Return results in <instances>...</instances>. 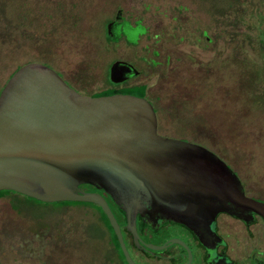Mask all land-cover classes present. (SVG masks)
Instances as JSON below:
<instances>
[{
	"label": "rangeland",
	"instance_id": "rangeland-1",
	"mask_svg": "<svg viewBox=\"0 0 264 264\" xmlns=\"http://www.w3.org/2000/svg\"><path fill=\"white\" fill-rule=\"evenodd\" d=\"M237 2L228 6L231 0H0V87L17 66L40 62L90 95L110 85L112 61L126 60L140 73L133 77L132 66L119 62L117 70L127 80L121 86L147 85L145 98L156 108L159 134L195 141L242 177L252 174L264 184V58L259 44H264V0ZM118 10L124 20L139 22L146 30L115 26L118 39L107 40L105 26ZM240 14L245 51L239 57L245 61L231 72L222 70L217 60L210 68L209 47L214 43L216 57L222 46L232 44L225 40L234 31L229 26L232 18ZM225 26L231 30L223 37ZM206 36L216 40L208 44ZM10 199L0 196L1 248L3 243L13 244L24 217L47 218L59 209L52 203H29L17 207V214ZM84 205L100 212L94 204ZM71 208L79 220L89 223L83 208ZM88 223L87 231L78 223V235H93ZM123 239L132 253L128 236ZM13 255L9 251L1 259Z\"/></svg>",
	"mask_w": 264,
	"mask_h": 264
},
{
	"label": "water",
	"instance_id": "water-1",
	"mask_svg": "<svg viewBox=\"0 0 264 264\" xmlns=\"http://www.w3.org/2000/svg\"><path fill=\"white\" fill-rule=\"evenodd\" d=\"M109 76L123 80L116 61ZM212 158L199 144L160 135L145 97L82 94L44 63L21 65L0 91V190L99 205L128 264L135 263L105 199L78 186L95 185L126 212L144 200L176 218L183 202L206 195L264 217V203L245 196Z\"/></svg>",
	"mask_w": 264,
	"mask_h": 264
},
{
	"label": "flooded vegetation",
	"instance_id": "flooded-vegetation-1",
	"mask_svg": "<svg viewBox=\"0 0 264 264\" xmlns=\"http://www.w3.org/2000/svg\"><path fill=\"white\" fill-rule=\"evenodd\" d=\"M237 1L231 0L228 6L235 5ZM119 13L120 10L117 11L113 19L107 22L106 30L113 32V27L122 25L127 27L142 26L139 22L131 23L124 20ZM232 19L233 21L230 22L229 26L234 31L231 33L229 40H225L228 44H232L229 47L227 45L222 46L221 48H224V50H220L216 57L214 56V43V46L209 47V49L211 48V50H208L210 68L217 60L222 70L229 69L231 72L234 68L239 70L241 63L245 61V57H239L242 50L245 51V46L241 44L245 36L243 37L244 34L240 33L242 30V24H240L242 16L241 14L237 16V23L235 18ZM142 27L145 31L146 28ZM230 30L231 28H227L226 31L222 30L224 33L220 36L226 37ZM261 30L264 31V29ZM202 32L206 31L202 30ZM113 36L115 35L113 34ZM206 39L209 44L214 42L216 37L206 36ZM238 42L239 45H235ZM259 44L261 45V57L264 58V44L261 42ZM115 61L117 66L119 62H127L131 65L135 73L133 77L140 73L132 63L126 60L116 59L112 63ZM111 64L108 67L107 75H109ZM126 81H108L110 84L108 87L112 88V92L109 94L126 93L141 96L125 91V87L130 85H121ZM143 85H145V95H147V85ZM95 93H91L90 96ZM145 95L142 97H145ZM154 110L157 117L156 108ZM167 137L183 139L175 136ZM183 140L199 144L188 139ZM204 148L211 154L213 161L215 160L214 162L217 163L222 173L227 174L228 178L232 177L237 188L245 196L264 203V184H258L252 174L249 177H242L238 170L223 161L217 153L206 147ZM81 185L78 186L79 190L97 192L105 199L117 222L124 245V235L129 238L132 253L126 248V245L125 248L135 264H264V217L257 211L246 207L234 208L228 201H219L213 197L202 195L193 201H179L180 205L183 202L188 206L179 210L176 218L168 216L165 210L153 207L144 200L140 202L139 207L135 206L131 211L126 212L104 190L92 184ZM16 193L18 192L12 191L0 194V196L8 195L13 199V202L10 199V205L17 214H19L17 207L21 205L28 206L29 203L39 204L44 202L37 199L27 202L21 197L23 194L19 193L20 196H17ZM23 200L28 204L24 203ZM45 203H52L59 208L58 211L54 216H47V218L38 214L28 216L29 218L22 215L25 221L18 222V232L13 237V244L3 243L2 248L0 245V264L9 261H12L13 264H128L117 233L99 205L85 201ZM84 204H94L100 212H95V210L91 212L88 210L89 206ZM72 206L83 208L82 215L84 218L89 219V223L85 222L84 218V220H79L81 218L74 215L75 210L71 208ZM19 217L21 218V216ZM78 223L85 231L90 229L86 223L90 224L93 235H78L76 232ZM154 246L160 248H154ZM1 251L3 252L1 253ZM9 251L14 254L13 258L4 257L3 261L1 254L7 256Z\"/></svg>",
	"mask_w": 264,
	"mask_h": 264
},
{
	"label": "trees",
	"instance_id": "trees-1",
	"mask_svg": "<svg viewBox=\"0 0 264 264\" xmlns=\"http://www.w3.org/2000/svg\"><path fill=\"white\" fill-rule=\"evenodd\" d=\"M113 32H110V31H108V30H106V28H105V31H104V35H105V38L107 39V40H116V39H118V37H116V36H113V34H112ZM129 42V41H128ZM131 43V42H130ZM17 69V68H16ZM15 69V70H16ZM14 70V71H15ZM13 73V72H12ZM11 73V74H12ZM10 74V75H11ZM107 79H108V77H107ZM7 81V80H6ZM108 81H109V79H108ZM109 82H111V81H109ZM116 85H118V84H116ZM3 87V86H2ZM2 87H1V89H2ZM126 89H125V91H127V92H131V93H136V94H138V95H141V96H143V95H145V85H143V84H138V85H130L129 87H125ZM112 92V88H106L105 90H102V91H100V92H97V93H95V94H92V96H98V95H105V94H109V93H111ZM85 184H87V185H91L90 183H82V185H85ZM7 192H12L11 190H0V194H4V193H7ZM24 197H27V198H31V197H28V196H26V195H24ZM31 199H33V200H35L34 198H31Z\"/></svg>",
	"mask_w": 264,
	"mask_h": 264
}]
</instances>
